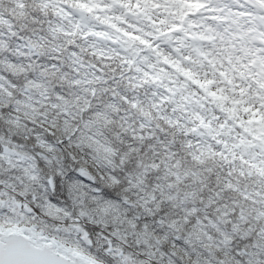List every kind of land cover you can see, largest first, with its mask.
Here are the masks:
<instances>
[{
	"label": "trees",
	"instance_id": "obj_1",
	"mask_svg": "<svg viewBox=\"0 0 264 264\" xmlns=\"http://www.w3.org/2000/svg\"><path fill=\"white\" fill-rule=\"evenodd\" d=\"M21 1L23 10L16 13L10 9L9 0H0V15L7 16L5 21L0 20V44L4 46L0 49V78L13 80L17 85L15 96L24 102L22 110L16 111L22 122L20 128L7 123L14 117L10 113L13 108L5 110L0 105V200L15 197L36 207L45 195L40 184H46L59 168L60 184L71 209L64 204V198L53 204L71 213L72 219L64 218V223L60 218L53 219L55 209H50L42 222L31 215H6H14L20 224L35 222L50 233L53 225L79 222L77 213L81 208L87 209L93 215V225L108 230L97 236L107 244L113 264H160L149 257V248L164 251L169 257L165 264H176L177 258L188 264H248L249 260H264V252L257 247L264 246V216L259 215L264 212V122H260L258 105L238 98L245 122L225 118L220 124L224 131L236 134L232 148H228L212 137L208 123L185 108L189 104L199 110L206 99L188 93L186 86L170 78L161 66L141 74L125 60L147 49L134 27L140 20L149 22L153 14L150 6L140 11L130 2L125 7L124 0H98L100 7L91 13H79L70 0ZM98 17L107 18V22ZM33 31H52V40L63 44L62 51L74 47L82 61L93 64L95 70L87 83H72L70 70L62 61L48 67L55 58L51 50L43 46L39 51L32 50L26 44V37ZM96 32H103L106 35L101 37L110 39L108 49L97 45L98 36L93 34ZM152 38L157 42L168 40L162 32H154ZM183 39L178 37L171 48L176 61L189 72L193 55L184 47ZM9 63L24 71L13 74ZM28 81L33 85L26 88ZM108 81L113 82L111 87ZM121 85L123 91L119 90ZM88 86L94 87L93 93L87 90ZM6 87L5 80L0 79V93ZM57 87L61 91H56ZM216 92H222V88ZM127 93H155L160 99L159 107L174 123L145 115L142 107L125 101ZM108 94L115 100L102 99ZM122 104L129 105V109L121 108ZM131 109H138L139 113L132 120ZM33 112L36 115H31ZM113 113H123L116 124L119 132L112 131ZM140 117L144 119L141 121ZM37 135L41 139L47 137L51 151L40 146ZM113 140L124 150L113 146ZM177 144L179 149L173 147ZM5 147L9 149L7 153ZM77 152L88 161L78 159ZM66 159L71 163H66ZM82 166H87L91 177L76 172ZM96 166L108 171H101L100 175ZM26 169L37 176L39 183L31 182L25 197L19 194L29 183ZM77 180L84 195L73 203L68 184ZM104 189L115 190L114 196H105ZM97 201L112 205L102 221L96 220L93 211ZM221 216L223 222L217 219ZM225 236L229 237L227 244L223 243ZM239 241L245 242L243 246H237Z\"/></svg>",
	"mask_w": 264,
	"mask_h": 264
},
{
	"label": "rangeland",
	"instance_id": "obj_2",
	"mask_svg": "<svg viewBox=\"0 0 264 264\" xmlns=\"http://www.w3.org/2000/svg\"><path fill=\"white\" fill-rule=\"evenodd\" d=\"M71 1L76 9L82 10L76 6V0ZM82 2H88V0H82ZM233 2H238V0H233ZM250 2L262 7L259 0H250ZM152 3L156 8L154 13L158 14L153 23L157 24L160 29L167 30L171 37L177 31L186 28L185 33L197 39L194 50L197 61L192 71L188 72L191 73V78H189L184 74V65L176 62L167 44L160 43L152 46L147 43L150 51L139 54L135 61L136 69L143 74L151 70L155 71L161 65L173 80L181 81L186 85L188 93L197 96H200V93L208 94L214 90L207 89L206 91L194 81L203 83L210 80L212 81L210 86L215 89L222 86L223 92L217 96L204 98L207 102L199 110H192L189 104H185V108L197 118L208 123L210 134L225 146L230 147L234 134L232 132L221 133L220 124L226 116L228 119L245 122V115L237 105L236 95L256 102L261 107L259 114H264V31L259 30L253 21H249L253 23L252 27H246L242 17L252 14L242 13L235 9L230 10L227 7L228 0H186L182 3L185 9H182L181 5L180 7L174 6L172 0H152ZM193 4L201 6L190 11V5ZM9 6L16 13H21L23 10L21 0H9ZM6 17L1 14L0 20L4 21ZM256 20L264 24V16L256 17ZM53 35L52 31L44 34L33 31L27 36L26 42L29 45L30 42L40 45V49L43 46L51 50L55 58L48 62V67L55 66L56 61H62L67 64L70 70L72 83H87L95 70L94 65L82 61L78 50L74 47H68L62 51L63 44L60 41L54 43ZM98 46L107 49L110 46V40L101 39ZM163 57H168L172 63H166ZM87 90L93 93L94 87L88 86ZM25 97L27 98V96ZM132 97L131 100L129 97L124 99L132 106L142 107L141 109L145 110V115L153 114L154 111L155 118L174 123L159 107L160 99L155 93L146 96L132 95ZM10 113L14 117L18 116L14 109H10ZM262 121L264 122V119L261 116V124ZM145 134L150 135V132L145 130ZM78 159L88 161L83 154ZM81 169L88 170L87 166H82ZM96 169L98 174L103 175L97 166ZM152 197L149 196L148 199H153ZM23 203L25 202H21V204ZM16 212L22 213L23 209L17 208ZM6 214L7 212L1 210L0 218ZM46 220H50V218ZM64 221V218L61 219V223ZM53 226L55 227V225ZM57 227L64 229L69 226ZM45 233L48 232L45 231ZM56 238L63 240L68 247L82 249L79 241L83 237L81 235L77 237L75 229L56 233ZM82 251L89 255L86 250L82 249ZM148 255L160 264L168 263L169 257L162 250L149 248ZM125 258L127 260L128 257Z\"/></svg>",
	"mask_w": 264,
	"mask_h": 264
},
{
	"label": "snow or ice",
	"instance_id": "obj_3",
	"mask_svg": "<svg viewBox=\"0 0 264 264\" xmlns=\"http://www.w3.org/2000/svg\"><path fill=\"white\" fill-rule=\"evenodd\" d=\"M259 3L262 7H264V0H259ZM141 5H143V7H141ZM43 6L46 7L47 5L45 4ZM76 6L85 12L91 13L94 8L100 7V4L98 0H88V2L76 0ZM104 6L110 7V5ZM124 6L127 7V4ZM149 6H155L152 3V0H137L136 4L134 5V7L138 8L140 11H144ZM181 6H183V4H181ZM200 6V4L190 5L189 10H194ZM98 19H100L102 22H107V18L98 17ZM181 19H183V16H181ZM76 27L78 28L79 25L77 24ZM112 27H115V25H112ZM93 34L96 36L106 35L103 32H96ZM125 35L129 34L125 33ZM135 39H139V37H135ZM209 39H211V37H209ZM69 43H71V41H69ZM141 43H147V41L142 40ZM3 47V44H0V49ZM30 47L39 51L41 46L32 44L30 42ZM200 54L205 55L204 53ZM163 59L166 63H172L168 57H163ZM7 66L13 74L24 71V69L18 65L9 63ZM181 71L184 70L181 69ZM41 74L43 75L44 73ZM184 74L191 78V73L184 71ZM0 79L5 80L7 84V87L3 89L2 93H0V95L3 96V99L0 100V105H2L5 110L11 106L15 111H21V105L24 102L20 99H17L15 96V90L17 88L16 83L7 77H2ZM194 83L200 84V87L207 91V85L212 83V81H204L203 83H200V81H194ZM32 85L33 82L28 81L25 87H31ZM208 94L211 96H216L215 92H209ZM25 115H28V113L25 112ZM31 115H36V113L33 112ZM7 123L11 124L15 128H20L22 126L19 116L10 117L7 120ZM46 139L47 137L45 139H41L39 135L36 137V140L41 147H47V149L51 151L52 145L46 144ZM105 150L108 151V149ZM4 151L7 153L9 149L5 147ZM4 158L7 159V156L5 155ZM76 172L79 174H84V170L81 168H77ZM25 175L29 183L24 184L23 190L19 195L26 197V194L31 188V182L39 183V180L35 174L30 173L27 169L25 170ZM57 178H61V171L59 168L56 170L55 175L48 177L46 184H40V188L43 190L45 195L41 197L42 202L37 204L35 209L30 207L29 204H21V202L15 197H11L10 200H0V210H6V212H11L15 216H20L21 218L23 216L31 215L34 220L39 219L42 222L43 216L48 215L50 209H55L56 211L52 216L53 219H72L71 213L65 211L63 208H60L58 205L53 204L54 200L50 198V194H55L57 192ZM110 179L112 178L110 177ZM95 191L99 192L100 189H95ZM68 195L72 199L73 203H78L77 197H83L84 194L80 190V184L78 180L69 182ZM33 201H36L35 193H33ZM111 207L112 205L108 201H104L103 203L97 201V208L93 210L95 212L96 220H104V218L110 213ZM17 208H22L23 212H16ZM36 209H39L38 213ZM14 215H5L3 218H0V264H107L105 260L100 259L91 253L85 257V253L82 251V249H78L77 247H68L63 240L56 238V233L75 229L77 234L83 237V241L91 245L93 241L90 238L89 231L79 222L71 224L68 228L64 229L54 227L52 232L45 233V230L38 227L35 222H33L30 226L20 224L18 219H14ZM77 215L79 218H86L89 224L93 225V215L89 210L81 208ZM259 215L264 216V212L259 213ZM217 219L223 222L222 216L218 217ZM129 224L132 227H135V224L131 220H129ZM233 230H236L235 224L233 225ZM96 235H102V233H96ZM228 239L229 237L225 236L223 243L227 244ZM257 247H260L261 251L264 252V246L257 245ZM105 255H109L108 248L105 249ZM221 264H223V262H221ZM236 264H240V261H236ZM248 264H264V260H249Z\"/></svg>",
	"mask_w": 264,
	"mask_h": 264
},
{
	"label": "clouds",
	"instance_id": "obj_4",
	"mask_svg": "<svg viewBox=\"0 0 264 264\" xmlns=\"http://www.w3.org/2000/svg\"><path fill=\"white\" fill-rule=\"evenodd\" d=\"M227 7L231 9H235L239 12L242 13H250L252 14L251 16H244L242 19L245 22L246 27H252L253 23H250L249 21H253L255 23V26L261 30L264 31V24L259 23V21L256 20V17L264 16V7H258L254 3L250 2V0H238V2H233V0H228ZM260 46V45H258ZM97 64H99V61H96ZM78 75V74H77ZM97 75H101V73L97 72ZM112 81H108V87L112 86ZM56 91H61L59 87L55 89ZM119 90L123 91V86H119ZM129 96V100L133 99L131 93H127ZM102 99H108V100H115L114 97H112L110 94H108L106 97H102ZM158 100V98H157ZM121 108L128 110L129 105H121ZM131 112L133 113L132 116L129 117L130 120L134 119L135 116H138V109H131ZM123 113H113L112 114V119L115 121V123L112 124V131L119 132V128H117L116 124L119 123L120 118L122 117ZM153 115H155V112L153 111ZM144 118L140 117V120L142 121ZM162 123V122H161ZM125 139H129V137L126 134H122ZM109 136L111 134L109 133ZM49 139H52L49 137ZM113 146L124 150V146L117 144L115 140H113ZM176 149H179V144L173 146ZM72 151H76L75 149H71ZM77 155H80L79 152H77ZM118 160V157L116 158ZM66 163H71L70 161H67ZM78 166V165H77ZM96 170H94L95 173ZM99 171L106 172L108 171L107 169H99ZM118 174V173H116ZM99 183V182H98ZM114 191H109L108 189H104L103 194L105 196H114ZM50 198L53 200L60 202L61 198H64L63 202L65 205H67L71 209V204L69 201H67L66 196H65V190L61 187L60 184V179L57 178V192L55 194H50ZM32 207L35 209V205H32ZM37 213L39 212V209H36ZM6 212V210H5ZM73 213L75 214V210L73 209ZM79 223L84 226L90 233V238L93 241L91 245L87 244L86 242L83 241V239H80L79 243L82 249L86 250L88 253H91L92 255L97 256L100 259H103L107 262V264H113V260L109 255H105V249L108 247L107 244L103 241L102 238H99L96 233L103 231L105 234H107V229H101L95 225L89 224L88 220L86 218H81L79 220ZM259 226V225H258ZM77 237H79V234H77ZM117 241L113 239V243L115 244ZM249 243L251 242V238L248 241ZM245 242L244 241H239L237 246H243ZM165 251L168 250L167 244L164 246ZM129 249H126V251ZM176 264H188V262L181 261L180 259H176Z\"/></svg>",
	"mask_w": 264,
	"mask_h": 264
},
{
	"label": "water",
	"instance_id": "obj_5",
	"mask_svg": "<svg viewBox=\"0 0 264 264\" xmlns=\"http://www.w3.org/2000/svg\"><path fill=\"white\" fill-rule=\"evenodd\" d=\"M84 174H85L86 176H90V174H89L88 172H86V171H84ZM85 257H87V256L85 255Z\"/></svg>",
	"mask_w": 264,
	"mask_h": 264
}]
</instances>
